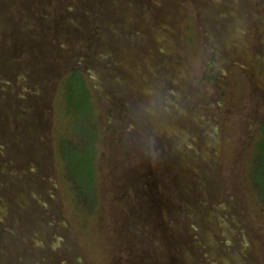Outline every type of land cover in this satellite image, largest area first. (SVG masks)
<instances>
[{
  "label": "rangeland",
  "instance_id": "1",
  "mask_svg": "<svg viewBox=\"0 0 264 264\" xmlns=\"http://www.w3.org/2000/svg\"><path fill=\"white\" fill-rule=\"evenodd\" d=\"M80 70L97 203L59 144ZM264 0H0V264H264Z\"/></svg>",
  "mask_w": 264,
  "mask_h": 264
},
{
  "label": "trees",
  "instance_id": "2",
  "mask_svg": "<svg viewBox=\"0 0 264 264\" xmlns=\"http://www.w3.org/2000/svg\"><path fill=\"white\" fill-rule=\"evenodd\" d=\"M64 89L67 112L72 118L73 136L61 139L59 149L78 202H82L87 211H91L97 203L95 159L101 128L97 121L92 90L83 72L72 71L64 80ZM257 147L251 177L260 190V196L264 198V133Z\"/></svg>",
  "mask_w": 264,
  "mask_h": 264
}]
</instances>
